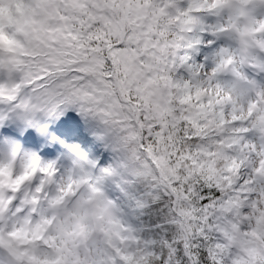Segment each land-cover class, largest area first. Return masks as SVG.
<instances>
[{"label":"snow or ice","instance_id":"snow-or-ice-1","mask_svg":"<svg viewBox=\"0 0 264 264\" xmlns=\"http://www.w3.org/2000/svg\"><path fill=\"white\" fill-rule=\"evenodd\" d=\"M24 2L0 264H264V0Z\"/></svg>","mask_w":264,"mask_h":264},{"label":"rangeland","instance_id":"rangeland-1","mask_svg":"<svg viewBox=\"0 0 264 264\" xmlns=\"http://www.w3.org/2000/svg\"><path fill=\"white\" fill-rule=\"evenodd\" d=\"M26 7L24 0H4L3 5L0 6V19L15 23L23 18Z\"/></svg>","mask_w":264,"mask_h":264}]
</instances>
